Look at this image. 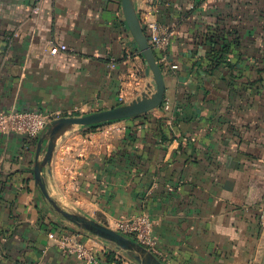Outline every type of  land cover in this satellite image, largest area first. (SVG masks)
Masks as SVG:
<instances>
[{
	"label": "crops",
	"instance_id": "1",
	"mask_svg": "<svg viewBox=\"0 0 264 264\" xmlns=\"http://www.w3.org/2000/svg\"><path fill=\"white\" fill-rule=\"evenodd\" d=\"M134 1L139 18L152 7L173 32L155 50L165 102L72 127L42 170L47 192L114 230L120 218L149 215L163 264H262L264 0ZM35 5L0 0V111L57 120L154 93L122 0H41L39 13ZM53 44L67 50L52 55ZM42 135H0V264H85L57 245L78 227L54 213L35 182ZM91 243L119 253V264H141Z\"/></svg>",
	"mask_w": 264,
	"mask_h": 264
},
{
	"label": "water",
	"instance_id": "2",
	"mask_svg": "<svg viewBox=\"0 0 264 264\" xmlns=\"http://www.w3.org/2000/svg\"><path fill=\"white\" fill-rule=\"evenodd\" d=\"M122 9L130 33L134 37L141 53L145 57L154 74V82L152 84L154 93H145L142 97L136 99L128 105L102 110L84 116L62 117L53 121L48 130L39 139L37 156H40L44 142L46 141L47 151L43 159H38L36 162L34 177L36 184L40 187L45 198L51 204V208L59 215L63 216L67 221L77 224L78 227L84 231L113 243L124 251L125 254L129 255L141 264H163L153 253L135 240L128 238L120 232L88 217L65 210L50 197L42 177V170L52 161L57 141L72 127L94 126L102 123L138 117L160 108L165 102L166 84L163 76V70L158 63L155 51L149 44L147 35L136 10L135 1L122 0ZM262 264H264V258Z\"/></svg>",
	"mask_w": 264,
	"mask_h": 264
},
{
	"label": "built area",
	"instance_id": "3",
	"mask_svg": "<svg viewBox=\"0 0 264 264\" xmlns=\"http://www.w3.org/2000/svg\"><path fill=\"white\" fill-rule=\"evenodd\" d=\"M35 1L36 5L34 7V12L39 13L41 10V0ZM153 12L154 9L152 10L151 7V11L142 14L139 19L153 50L164 51L171 41L173 32H171L169 28L162 26L153 17ZM66 50V45L53 44L51 47V54L57 55L59 52ZM55 120L56 119L51 114L42 111H0V135L19 134L29 141H35L46 132ZM117 230L124 236L144 246L154 255L160 254L158 239L154 235L153 221L149 215L142 214L131 218H120ZM95 237L96 236L80 228L76 230H63L57 238V245L61 250H64L69 255L85 264H118L117 260H121V255L113 251L116 261H108L106 259V254L112 251L107 248L98 251L97 247L91 243V238Z\"/></svg>",
	"mask_w": 264,
	"mask_h": 264
},
{
	"label": "rangeland",
	"instance_id": "4",
	"mask_svg": "<svg viewBox=\"0 0 264 264\" xmlns=\"http://www.w3.org/2000/svg\"><path fill=\"white\" fill-rule=\"evenodd\" d=\"M53 211H54V213H56L57 215H59L54 209H52ZM60 216V218H63V219H65L63 216H61V215H59ZM66 220V219H65ZM74 224V223H73ZM76 227H78V225L77 224H74ZM79 228V227H78ZM114 230V229H113ZM116 231H118V230H116ZM93 235V234H92ZM93 236H95V235H93ZM99 240H102L103 242H106L109 246H111V248H114V249H117V250H119V251H121V252H123L124 253V251H122L119 247H117L116 245H114L113 243H110V242H108V241H106V240H104V239H101V238H99L98 236H96ZM95 237V238H96Z\"/></svg>",
	"mask_w": 264,
	"mask_h": 264
},
{
	"label": "trees",
	"instance_id": "5",
	"mask_svg": "<svg viewBox=\"0 0 264 264\" xmlns=\"http://www.w3.org/2000/svg\"><path fill=\"white\" fill-rule=\"evenodd\" d=\"M106 259L108 260V261H116V259H115V253L114 252H109V253H107L106 254ZM120 261L121 260H117V263L119 264L120 263Z\"/></svg>",
	"mask_w": 264,
	"mask_h": 264
}]
</instances>
